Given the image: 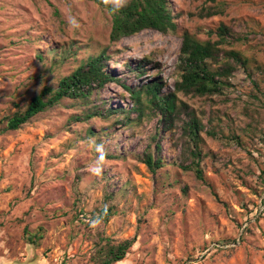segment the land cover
Listing matches in <instances>:
<instances>
[{"label": "rangeland", "instance_id": "374dc122", "mask_svg": "<svg viewBox=\"0 0 264 264\" xmlns=\"http://www.w3.org/2000/svg\"><path fill=\"white\" fill-rule=\"evenodd\" d=\"M169 1L177 32L145 29L112 43L111 14L94 0H0V117L104 50L116 60L108 70L127 84L161 78L168 91L183 31L205 40L225 22L248 35L224 46L248 65L223 93L180 94L215 132L200 134L204 179L180 166L184 148L172 131L156 174L140 161L155 151L157 116L83 119L103 101L132 105L116 80L86 105L64 98L0 132V264H92L99 242L126 238L135 243L115 264H264V0H218L221 13L208 18L190 13L215 4L209 0ZM139 64L145 72L136 75ZM105 207L114 211L108 220Z\"/></svg>", "mask_w": 264, "mask_h": 264}, {"label": "trees", "instance_id": "16d2710c", "mask_svg": "<svg viewBox=\"0 0 264 264\" xmlns=\"http://www.w3.org/2000/svg\"><path fill=\"white\" fill-rule=\"evenodd\" d=\"M106 8L112 17L110 41L116 43L124 37L135 35L145 29L161 33L177 32L178 14L173 11L169 0H128L123 4H115L108 0H94ZM214 5H202L196 12L200 18H208L221 13L216 5L218 0H209ZM205 40L199 39L188 30L183 31L182 44L175 65L176 79L174 87L166 91L167 83L161 78H155L146 84L129 85L123 76H115L108 70L109 61H116L107 50L90 56L76 67L71 73L62 76L57 85L45 84L30 100L21 103L14 102L15 110L0 117V132L17 130L29 122L37 114L48 110L60 103L64 98L81 99L86 105L95 91L102 89L108 82L116 80L123 84L132 99L131 106L114 108L103 101L102 106H93L94 111L87 112L83 119L94 115L121 113L123 118L118 120L125 123L131 120L134 112L140 115L157 116L159 126L154 135L155 151L146 150L140 156V161L156 174L163 166L162 141L165 133L172 131L179 134L174 143L183 145V159L180 166L185 170H193L199 179H204L202 168L203 152L199 147L201 133L207 128L202 117L181 95L206 97L223 93L230 85L229 77L240 67H246L248 60L242 52L234 48L236 42L248 40V35L239 32L233 24L221 22L215 29L208 31ZM215 35L216 38H213ZM144 65L139 64L132 72L144 74ZM260 70L263 67L258 66ZM82 118V117H80ZM212 118L209 119V121ZM194 142L195 146L191 145ZM114 214L113 208L105 207L100 211L103 219L108 220ZM35 241L34 238H29ZM135 243V238H126L114 243L110 239L98 243L91 255L92 264H115L122 261L129 249Z\"/></svg>", "mask_w": 264, "mask_h": 264}]
</instances>
